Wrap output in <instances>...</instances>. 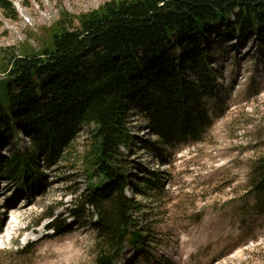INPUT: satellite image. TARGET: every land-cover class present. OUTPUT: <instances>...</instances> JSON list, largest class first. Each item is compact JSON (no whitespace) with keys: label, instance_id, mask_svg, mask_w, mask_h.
Wrapping results in <instances>:
<instances>
[{"label":"trees","instance_id":"1","mask_svg":"<svg viewBox=\"0 0 264 264\" xmlns=\"http://www.w3.org/2000/svg\"><path fill=\"white\" fill-rule=\"evenodd\" d=\"M0 9L18 19L11 0H0ZM214 26L232 37L263 38L264 0H112L80 15L63 12L39 50L26 44L0 50V136L19 126L32 134L27 147L0 160V179L22 189L40 186V159L57 164L78 132L94 127L82 164L88 180L99 182L81 202L82 212L93 211L94 264H120L126 242L149 254L147 237L134 227L133 213L142 208L126 194L131 175L120 148L133 142L135 109L164 147L200 140L211 127L204 101L219 97V84L213 58L195 38L207 39ZM182 42L199 48L186 65L170 55ZM141 181L133 184L141 196L143 185L160 184ZM250 189L264 213V159L253 164Z\"/></svg>","mask_w":264,"mask_h":264},{"label":"rangeland","instance_id":"2","mask_svg":"<svg viewBox=\"0 0 264 264\" xmlns=\"http://www.w3.org/2000/svg\"><path fill=\"white\" fill-rule=\"evenodd\" d=\"M11 1L18 19L0 9V50L24 44L39 50L63 12L80 15L112 0ZM220 31L214 26L207 39L195 38L213 58L219 84V97L204 101L212 125L200 140L164 147L137 109L130 115L133 142L120 148L122 167L131 175L126 194L142 208L133 213L134 227L147 237L149 254L126 242L120 264H264V213L250 194L253 164L264 159V37ZM187 45L176 43L170 52L185 65L199 52ZM93 129L82 128L57 164L40 159V186L22 189L0 179V264L95 263L93 211L82 212L81 203L99 182L88 180L82 164ZM31 135L20 126L1 134L0 160L27 147ZM143 177L160 184L143 185L141 196L133 184Z\"/></svg>","mask_w":264,"mask_h":264},{"label":"bare ground","instance_id":"3","mask_svg":"<svg viewBox=\"0 0 264 264\" xmlns=\"http://www.w3.org/2000/svg\"><path fill=\"white\" fill-rule=\"evenodd\" d=\"M14 210V212H15V209H13Z\"/></svg>","mask_w":264,"mask_h":264}]
</instances>
